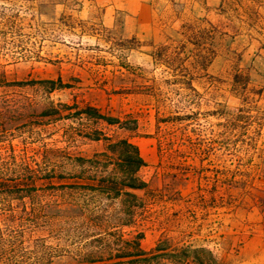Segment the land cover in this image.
<instances>
[{"label": "rangeland", "instance_id": "obj_1", "mask_svg": "<svg viewBox=\"0 0 264 264\" xmlns=\"http://www.w3.org/2000/svg\"><path fill=\"white\" fill-rule=\"evenodd\" d=\"M142 1L145 10L137 0H0V170L39 178L0 191V264H86L77 253L96 240L135 254L96 264H264V0ZM165 48L180 51L182 67L153 61ZM172 75L192 81L201 112L162 123L161 153L157 119L181 113L165 82ZM240 93L246 131L222 135L212 110L240 106ZM134 121L136 130L123 128ZM105 137L139 146L147 165L137 176L148 187L126 190L143 210L131 224L109 222L114 235L58 240L53 215L68 214L79 163L103 152ZM178 161L184 181L175 185Z\"/></svg>", "mask_w": 264, "mask_h": 264}, {"label": "trees", "instance_id": "obj_2", "mask_svg": "<svg viewBox=\"0 0 264 264\" xmlns=\"http://www.w3.org/2000/svg\"><path fill=\"white\" fill-rule=\"evenodd\" d=\"M187 43L181 42L178 45V50L186 49ZM199 48L202 45L199 44ZM164 48V47H163ZM160 49L153 53V61L155 63H161L167 68L172 69L174 66L176 68L182 67L180 65V51H174L169 53L167 48ZM183 52V51H182ZM201 59V64L203 67H206V56L199 55ZM166 83H171L175 85L176 89H173L172 92L176 95V108L177 112L181 113L177 115H168L167 117L159 118L156 122V132L159 135L157 137V146L159 152H164L163 150V139L164 134H166V128L162 127V123L171 124V125H180L184 122L198 120L200 118V110H195L200 108V105L194 103V101L189 99V91L195 89L192 86V81H187L182 76L172 75L170 79H166ZM235 83L241 82L243 88H246L249 80L248 77H243L236 73L234 75ZM158 83V82H157ZM17 85H25L24 82H18ZM158 96L162 95L161 91L157 93ZM241 95V96H240ZM242 103L238 107H233L228 109L227 106L223 103H218L220 107L214 108L212 110V117L219 119V126H221L219 133L222 135H231L232 133H242L246 131V126L243 121H245L247 112H245L246 99L245 93L244 97L240 93ZM198 106V107H197ZM88 114L97 115L98 118L106 120L109 124H118L119 119H112L105 115H100L97 109L90 107ZM133 126H123L127 130H136L137 121H134ZM180 134V133H179ZM226 140L227 138L224 137ZM97 140H100L97 137ZM106 141L105 150L100 153H96L94 156L88 159H84L82 163H79V166L83 168V171L78 173L75 178L76 184L72 187L79 192V196L76 197L69 204H66V213L65 216H54L57 218L58 227L57 239L62 240L60 236L71 232L73 237L78 239H88L89 234L105 230L109 228L111 235H114L112 232H116L113 229L115 227L110 226L108 223L116 221L118 224L128 225L141 214L142 205L139 203H134V201L127 203L128 198L136 197L135 193L127 191L126 189H145L148 187V183L143 182L137 175L140 169L147 165V162L143 158L140 152L138 145L133 143L129 138H120L114 139L112 137H105ZM183 144V143H182ZM166 150L168 143L165 142ZM173 148V147H172ZM169 147V150H172ZM172 166H175V169H179L175 175H173V184L179 185L184 181V173L180 171L182 162L178 161L177 163H172ZM4 170V167H1ZM0 170V191L4 192H14V190H19L17 186L21 184L20 182H26L35 185L38 182L37 173L33 172V175L28 176V179L24 178V175L20 179H13L8 177L7 171ZM108 173V175H107ZM36 187V186H35ZM34 187V188H35ZM165 188H168L165 186ZM154 190V189H153ZM153 197L155 199H161L165 195L155 187L153 192ZM177 197L180 196L179 192L176 193ZM28 196L27 193L20 195V198ZM174 197L170 195L169 199L174 200ZM133 200V198L131 199ZM106 201H109V204H106ZM120 203V204H119ZM120 205V207H119ZM48 219V218H47ZM108 231V230H107ZM91 236V235H90ZM88 242L86 245H90L87 250H80L77 255L79 260L86 262V264H96L102 262L104 256H108V260H115L117 257H131L134 256V253L130 251H125L122 255H115L113 244L104 240H96L93 242ZM96 242V245H95ZM136 248H140V243L137 242ZM51 259V258H49ZM49 263V262H48ZM51 264V261H50ZM100 264H118L115 262L109 263H100Z\"/></svg>", "mask_w": 264, "mask_h": 264}, {"label": "crops", "instance_id": "obj_3", "mask_svg": "<svg viewBox=\"0 0 264 264\" xmlns=\"http://www.w3.org/2000/svg\"><path fill=\"white\" fill-rule=\"evenodd\" d=\"M138 1V3L139 4H141V5H139V7L141 8V10H145V8H146V6H147V4L146 3H144L142 0H137ZM149 7V6H148ZM142 13H138V20H141V18H142ZM150 18V17H149ZM145 19V18H144ZM151 19V18H150Z\"/></svg>", "mask_w": 264, "mask_h": 264}]
</instances>
